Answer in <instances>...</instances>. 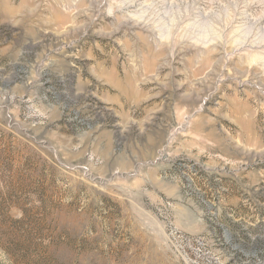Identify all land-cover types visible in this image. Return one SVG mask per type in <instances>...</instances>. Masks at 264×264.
<instances>
[{"label":"rangeland","instance_id":"374dc122","mask_svg":"<svg viewBox=\"0 0 264 264\" xmlns=\"http://www.w3.org/2000/svg\"><path fill=\"white\" fill-rule=\"evenodd\" d=\"M0 264H264V0H0Z\"/></svg>","mask_w":264,"mask_h":264}]
</instances>
